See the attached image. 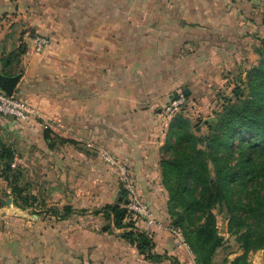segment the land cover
<instances>
[{
	"label": "crops",
	"instance_id": "0c3cea01",
	"mask_svg": "<svg viewBox=\"0 0 264 264\" xmlns=\"http://www.w3.org/2000/svg\"><path fill=\"white\" fill-rule=\"evenodd\" d=\"M15 12L49 40L43 54L70 60V74L85 72L87 82L85 98L66 102L68 122L47 109L49 127L25 122L30 200L16 204L0 175V264H196L171 231L161 159L172 123L162 108L179 92L194 113L220 106L225 85L259 58L264 0H0V13ZM20 122L0 114V145L19 136ZM105 155L127 167L152 208L158 224L135 230L150 235L159 260L141 254L125 236L131 228L106 211L128 195Z\"/></svg>",
	"mask_w": 264,
	"mask_h": 264
},
{
	"label": "trees",
	"instance_id": "16d2710c",
	"mask_svg": "<svg viewBox=\"0 0 264 264\" xmlns=\"http://www.w3.org/2000/svg\"><path fill=\"white\" fill-rule=\"evenodd\" d=\"M256 50L262 64L248 71L245 87L238 85L232 90L233 97L223 95L224 100L220 99L216 121L205 123L210 134L197 135V126L184 115V110L172 121L164 146V149H173L175 154L170 159H162V172L177 180L183 203L182 211L169 208L171 225L184 230L185 239L187 233L189 241H186L196 264H213L216 250L224 243L212 212L215 206L227 207L231 216L229 232L244 250L231 264H250L248 253L264 249V38ZM242 80L240 76L238 81ZM178 96L179 93L173 99ZM14 160L12 146L2 143L0 162H3L4 177L12 185L16 204L23 206L30 196L25 187L11 178L9 169ZM105 208L113 214L116 226L132 228V223H123L128 213L124 201ZM125 236L149 259L161 258L151 253L153 241L149 234L132 228Z\"/></svg>",
	"mask_w": 264,
	"mask_h": 264
},
{
	"label": "rangeland",
	"instance_id": "374dc122",
	"mask_svg": "<svg viewBox=\"0 0 264 264\" xmlns=\"http://www.w3.org/2000/svg\"><path fill=\"white\" fill-rule=\"evenodd\" d=\"M13 20H15V22L11 23ZM39 35L40 34L29 31V29L23 28L22 18L19 13H0V58H6V60L4 59L6 62L10 59V63H7L4 68V74L13 76L22 73L23 76L18 83L15 96L19 100L27 103L34 110L36 115H32L28 120L35 123L33 129H38L40 127L44 129V125L47 123L46 120H48V117L43 115L46 109L50 114H61L68 122L70 117V104L66 102H69L71 98L79 97L80 100L85 98V87L87 82L85 72L78 77L70 74V60H54L48 53H37L34 50L32 42L33 38ZM29 51H31V53H29ZM260 64H262V57L249 63L241 72V74L246 72L245 76H242L244 80L238 81L236 77L234 80H231V84L228 81L229 83L226 84L225 89H223L225 92H220L218 98L223 101V95L233 97L232 90L238 85L240 87H245L247 82L244 81H246L245 78L248 71L253 66H259ZM227 85H229L228 88ZM247 91L248 90H246L245 93H247ZM181 93L184 92H179V94ZM59 101H61L62 104H55L56 106L54 107V102ZM169 103L170 101L167 105ZM218 104L220 103H217V105ZM165 107L162 108V116L169 122V128L174 118L179 115L174 116L172 119L167 118L164 114ZM183 109L185 110L184 115L191 118L194 125L197 126V135L207 137L210 134V130L205 126V123L216 121V113L220 107L216 106L207 112L200 110L201 112L199 111L198 113L189 111L188 106ZM204 117L207 118L202 121ZM28 121L20 122L21 126L18 131L21 132L19 136L12 139L10 143V146L16 151L15 160L10 163L9 171L11 178L23 187H25L23 181L25 179L24 170L26 168L27 159L23 156V147L28 142L23 139V135L29 128L28 124L25 123ZM47 125L49 127L50 124L47 123ZM58 126L61 132L69 131L68 123L63 122L62 125ZM172 141L175 143L176 139L174 138ZM199 148H204V146L199 145ZM174 154L173 149H164V156L162 159H170ZM33 160L37 162V155L32 158V161ZM0 175L4 176V170H0ZM30 178L36 180L34 177ZM161 185L167 198V211L169 212V208L174 212L182 211L183 203L178 195L177 180L172 178L168 172L166 175L162 172ZM212 212L216 217L218 232L224 237L223 246L218 248L213 256V264H231L237 257L243 255L244 250L237 241L236 236L229 232L228 225L231 216L227 207L215 206ZM183 232L185 231L183 230ZM185 234L187 241H189L187 233ZM247 259L250 264H264V249L250 251L247 255Z\"/></svg>",
	"mask_w": 264,
	"mask_h": 264
},
{
	"label": "built area",
	"instance_id": "2783aa9c",
	"mask_svg": "<svg viewBox=\"0 0 264 264\" xmlns=\"http://www.w3.org/2000/svg\"><path fill=\"white\" fill-rule=\"evenodd\" d=\"M49 43V40L41 35L33 38L34 50L37 53H43L49 46ZM186 101L187 99L184 93L179 94L178 98L171 100L164 109L166 117L172 119L177 114L184 112L183 108ZM0 114L4 116H11L21 121H28L32 115H36L34 110L27 103L19 100L15 95H9L2 90H0ZM105 159L120 169L121 181L124 184V189L127 191L129 201L127 205L128 213L124 220L127 223H132V228L134 230L138 229L137 226L139 223H143L147 228L156 226L158 221L154 216L152 208L140 194L139 189L136 183L132 180L127 167L125 165L118 164L108 155H105ZM171 231L175 235L179 245L189 248L181 230L176 227H171Z\"/></svg>",
	"mask_w": 264,
	"mask_h": 264
},
{
	"label": "water",
	"instance_id": "95a60500",
	"mask_svg": "<svg viewBox=\"0 0 264 264\" xmlns=\"http://www.w3.org/2000/svg\"><path fill=\"white\" fill-rule=\"evenodd\" d=\"M22 76V73L13 76L0 74V90L6 92L9 95H14ZM185 92L187 93L188 91L186 90ZM128 203L129 201L127 199L126 204Z\"/></svg>",
	"mask_w": 264,
	"mask_h": 264
}]
</instances>
